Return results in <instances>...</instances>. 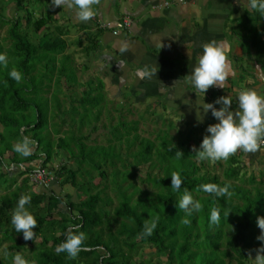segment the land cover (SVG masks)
Instances as JSON below:
<instances>
[{
  "label": "trees",
  "instance_id": "16d2710c",
  "mask_svg": "<svg viewBox=\"0 0 264 264\" xmlns=\"http://www.w3.org/2000/svg\"><path fill=\"white\" fill-rule=\"evenodd\" d=\"M39 4L35 10L34 6L23 5L22 0H16L19 12L9 17L0 1V54H5L8 59L7 68L0 65V159L4 160L10 152V163L18 168V172H9L8 168L0 170V181L4 179V190L0 191V228L4 230V238L10 241L5 250L11 257L19 252L25 259L35 260V264H145L135 261L144 244L164 253V264H247L249 251L261 245L256 239L260 234L256 219L264 216V179L257 181L255 176H246L242 151L224 161L221 178L220 174L207 169V161L196 158L192 147L198 148L204 135L187 123L188 130H178L177 136L165 131L156 140L146 142L138 132L140 123L134 120L133 130L128 135L120 128L114 131L116 139L113 131L100 123L105 114H113L105 101L103 83H99L97 89H90V92L84 91L78 101L72 100L73 105L78 103L84 110L78 111L73 106V116H70L71 110L65 109L59 91L64 85L71 91L81 88V84L77 73L67 79V65L59 69L58 75L55 69L51 70L50 65L57 67L59 63H69L72 57L66 54L68 44L57 24V9L51 7L50 0ZM5 27H8L7 36L2 39L1 31ZM254 28L255 25L253 44L264 65V40L260 34L255 37ZM88 41V44L79 43V46L90 57L97 51L98 42L96 37ZM13 67L22 74L19 83L8 75ZM48 75L51 78H47ZM4 81H7V86ZM92 87V84L89 85V88ZM52 89L55 92L49 98ZM62 109L65 110V117L71 118L70 121L67 117L59 118ZM31 112H35L34 117ZM90 114L94 118L87 123L86 117ZM78 115L82 116L81 121L76 119ZM56 117L61 123L55 122ZM119 120L122 121V118ZM99 123L102 125L100 130L109 132L106 144L95 140L90 142L92 134L100 131ZM63 125H68L69 130L62 135ZM118 127L123 128L120 124ZM174 127L175 124L170 123L169 129ZM44 128H52L55 136L49 132L53 139L43 135ZM86 128H91L90 132H85ZM133 132L135 136L132 140ZM24 136L36 142L34 148L37 151L27 157L13 150V145ZM110 149L112 151L107 152ZM57 150L68 154L66 161L55 171L57 186L61 189L70 183L76 189L77 200L70 194L62 196L53 190L32 192L38 184L31 182L30 174L38 167L46 169ZM123 150L127 151V165L121 160ZM177 151L183 156L178 157ZM129 158L134 159L133 163ZM38 159L41 164L32 166L31 163ZM71 160L76 167L69 164ZM217 162L215 165L222 168V161ZM145 164L159 171L141 179L151 185V191L140 190L135 182L138 175L136 168ZM109 169L116 176L111 182L113 191L120 198L113 215L106 208L113 201L107 193ZM172 170L179 172L183 180L179 192L171 188ZM93 172L96 174L93 175ZM121 175L123 177L119 179ZM78 176L85 179L79 182ZM206 183L221 186L229 183L233 195L229 199L199 190V186ZM185 188L203 205L199 213L187 217L190 220L188 225L181 222L185 213L177 206ZM22 194L31 196L26 208L37 220L38 225L33 229L35 240L25 241L23 233H17L11 225L13 210ZM136 194L138 197L134 200ZM61 205L68 211H62ZM213 206L220 209V223L210 227ZM226 211H231L228 217L225 216ZM150 217L158 218L157 227L151 236L141 238L144 222ZM70 225H78L87 237L83 245L86 250L75 259H69L67 253L57 254L55 251L65 240ZM28 249L32 252L31 258L24 254ZM0 264L12 262L0 261Z\"/></svg>",
  "mask_w": 264,
  "mask_h": 264
},
{
  "label": "crops",
  "instance_id": "0c3cea01",
  "mask_svg": "<svg viewBox=\"0 0 264 264\" xmlns=\"http://www.w3.org/2000/svg\"><path fill=\"white\" fill-rule=\"evenodd\" d=\"M93 8L95 16L88 22H81L76 8L56 7L57 24L61 27L63 38L70 43L68 49L73 42L80 47L79 43L86 45L91 37H96L98 49L95 53L103 58L105 64V74L98 78V83L105 84L103 92L109 101L116 100L118 104L120 99L118 102L125 105L128 112L135 113L136 105L142 111L149 110L146 114L161 116L171 112L206 135L208 125L218 121L209 110L203 122L199 123L198 104L213 103L221 96H230L233 101L231 108L235 110L241 89H255L264 96V65L258 58V49L252 38L255 25V37L260 34L264 40V16L259 13L257 18L258 11L250 8L249 0H100V4ZM127 16L134 19L130 30L114 35L113 30L102 31L99 28L103 23L113 27ZM213 39L222 41L229 49V76L224 88L213 86L203 94L186 83L185 76L196 66L197 57L203 51L202 45ZM122 48L126 50L122 52ZM146 65L159 69L156 76L142 78L140 70ZM104 79H109L106 83L110 81L111 88L104 83ZM90 82L73 93L68 86L61 87L59 98L64 106V99L69 98V105L65 106L67 111L79 105L72 104L73 95L78 101L77 96L82 98L84 91L97 89V85L89 88ZM54 92L55 89H52L48 97ZM109 108L113 114L117 113L111 104ZM242 161L247 177L255 176L257 181L264 179V146L256 153H243ZM40 164V159L31 163L35 167ZM1 167L8 168L9 172H18L17 166L5 159H0Z\"/></svg>",
  "mask_w": 264,
  "mask_h": 264
},
{
  "label": "clouds",
  "instance_id": "9594fccd",
  "mask_svg": "<svg viewBox=\"0 0 264 264\" xmlns=\"http://www.w3.org/2000/svg\"><path fill=\"white\" fill-rule=\"evenodd\" d=\"M100 0H51V7H67L69 9L76 8L77 16L81 22H88L95 16L93 6L99 5ZM251 9L258 11L264 16V0H249ZM202 53L197 57V64L191 73L186 75V83H190L196 92L205 94L210 87L224 88L228 79V51L229 49L222 41L215 39L202 45ZM122 48L121 51H125ZM0 65L7 68L8 59L5 54H0ZM159 69L155 66H144L141 69L142 78L151 79L156 76ZM9 77L17 83L22 81V74L15 67L9 73ZM7 86V81H4ZM238 107L232 110V99L230 96H221L213 103H202L197 105V121L203 122V117L211 111L212 116L218 123L208 125L206 135H204L199 148L192 147L196 158L199 161H227L230 156L235 155L238 151L243 153H256L262 150L264 146V96L259 94L255 89L244 88L239 90ZM215 105H220L217 108ZM202 109V112H201ZM35 141L30 137L24 136L16 144L13 150L21 156L27 157L32 154ZM176 155L183 156L180 151ZM171 188L174 192H179L182 185V178L179 172L173 171L170 174ZM231 185L225 183L223 186L216 183H206L199 186V190L213 194L216 197H228L233 195L230 191ZM31 196L22 194L18 200L17 206L14 208L11 216V225L17 233H23L25 241L35 240L36 232L33 231L37 227V220L33 214L26 208L30 204ZM178 209L185 213L181 222L185 225L190 224L187 217L194 213H199L203 205L199 200L194 199L191 191L184 189L183 194L177 201ZM231 211H226L225 216L228 217ZM158 218H149L144 222V230L140 237L151 236L157 227ZM220 209L213 206L209 217V226L219 225ZM257 227L260 234L256 237L261 242L259 248L249 251V258L253 264H264V216H258L256 219ZM87 239L86 234L79 230L78 225H70L65 234V240L60 243L55 251L57 254L67 253L69 259H75L78 254L86 250L83 245ZM255 252V258H252V252ZM4 255L9 253L4 251ZM12 264H35V260L29 261L25 259L19 252L15 253Z\"/></svg>",
  "mask_w": 264,
  "mask_h": 264
},
{
  "label": "rangeland",
  "instance_id": "374dc122",
  "mask_svg": "<svg viewBox=\"0 0 264 264\" xmlns=\"http://www.w3.org/2000/svg\"><path fill=\"white\" fill-rule=\"evenodd\" d=\"M0 1H1L2 5L4 6L5 13L7 16L12 17L15 14L17 15V13L19 11H18V7L16 5V0H0ZM47 1L48 0H38V2H37V0H22V4L23 5H30V7L34 6V8H36L35 10H37L38 6L40 5L39 4L40 2L46 3ZM57 21H59L58 17H57ZM7 28L8 27H5L1 31V38L2 39L7 36V32H6ZM33 41L36 42L37 38H33ZM81 42H82V40H81ZM76 43L77 42L71 43L72 45H70L71 47L67 50V53H66L72 57L71 62L66 63V64H62V65L59 63L58 65H56L57 67H55V65L52 64V65H50L51 70H52V68L55 69V73H57V75H58L59 69H64L65 66L67 65V67L69 69V72L66 75L67 79H68V77H70V79H71V77H73L74 74L77 73V76H78L80 82H82L81 86H85L86 85L85 83H87L89 81H91L90 83L93 86H95V85L98 86V84H99L98 78L100 79V77L105 74V68H104L105 64L103 62V58L98 53H93L90 57H88L87 54L84 51H82V49L80 47H78V44L76 45ZM83 43H85V41ZM67 44L69 45L70 43H68V41H67ZM46 64L47 63L45 62V65ZM85 66H90V68L88 70L84 69ZM46 77L51 78V75H48ZM106 80H109V79H106ZM106 80L104 79V83H106ZM91 84H89V85L91 86ZM106 84H108V86L110 85V88H111L112 83L110 81H108V83H106ZM76 90H81V89L79 87H77L76 89H72L70 92L73 93ZM106 90L110 91L109 88H107ZM70 92L68 93L69 97L72 96V94ZM108 94H109V92H108ZM39 97L43 98V96H40V95H39ZM75 97H76V95H73L71 97V100H76ZM77 97L79 99L80 96H77ZM104 97H105V101L108 100V96H106L104 94ZM64 100L66 102L65 106H68L69 105V102H68L69 98L67 97ZM118 101H120V99ZM118 101H117L118 104H116V100H112V101L108 100L107 102H108V105H110V104L112 105V108L114 110H116L117 112L119 111L118 112L119 114H112L110 116L105 114L102 117V121L100 122V123H103L106 127H108V129H110V131L111 130L113 131V135H114L113 137L116 139H117V137H116L117 133L114 134V131H117L118 128H120L121 130L123 129V131L126 130L127 135H128L129 131L133 130V127L135 124L134 120L138 121L140 123L138 132L142 138H145L146 142H147V140H156L157 137L160 134L161 135L164 134L165 131L170 133L173 136H177L178 130H185V131L188 130V126L181 120V117H179L176 114H173L171 112L164 113L161 116H157L155 113L146 114L145 112H149V110L142 111L141 107H139V105H136L138 107L135 108V113H133V111L131 109H130V111H132V112H128V109L126 108V106L125 105L122 106L121 103H119ZM134 107H135V105H134ZM76 109L78 111H83L84 107H81L80 104L79 105L76 104ZM88 109H89V107H88ZM142 109H144V108H142ZM70 110H71V113L69 115L73 116V111H72L73 109H70ZM89 110H91V108ZM120 110H123V111H120ZM160 110L162 112V108ZM159 111H157V113ZM34 113L35 112H31L32 117H34ZM55 113H57V111L53 112L52 114L54 115ZM64 113H65V110H63V112L59 116V118L60 119L65 118L66 119V117H67V120L70 121L71 118L69 116L65 117ZM74 114H76V112ZM59 118L56 117V119H55L56 123H60L61 120ZM80 118H82V116L80 117L78 115V117L76 119L81 121ZM93 118H94L93 115H91V114L88 115V117H86V122L88 123ZM120 118H122V121L119 120ZM172 122H173V124H175V127L169 129V125ZM100 123H99V130L101 129L100 126H102V125H100ZM119 124L121 126H123V128L118 127ZM0 129H2V126H0ZM61 130H62V135H63L69 130V126L68 125L62 126ZM90 130H91V128L90 129H88V128L84 129L85 132H90ZM49 131H51L52 136L54 137L55 132H53V130H51L50 128H44L42 130L43 135H45L46 138H48V139L50 137L52 138L51 133ZM91 133H93V132H91ZM92 135H91L92 140L90 142H94V140H95V141H97V143L106 144L109 132L100 130L99 133H93ZM134 136H135V134L133 132L132 137H131L132 140L134 139ZM44 143H46V142H44ZM134 149H137V147H135ZM35 151H37V150L35 148H33L32 152H35ZM111 151H112L111 149L107 150V152H111ZM7 154L8 155L5 157V160H6V162H10L9 156H11L10 154H12V153L8 152ZM126 154H127V151L123 150L121 160H122L123 164L127 165L128 164V161H127L128 157L126 156ZM54 155L55 156L53 157V161L46 168L48 170V172L50 173V176H51L49 178V180L46 181L47 184L46 185L38 184L37 186H35L32 189V192L41 193V192H47V191L50 192L51 190H53L59 195L62 194V196H65L66 194H70L74 198V200H77L76 192H75L76 189L70 183L64 185L61 189L57 185H55L57 183H54V182H57V177H56L55 171L58 170L59 167L62 165V163H64L66 161V159L68 158V154H66L63 151L57 150L54 153ZM129 159H131L130 162L132 161V163H133L134 159L133 158H129ZM217 163L207 161V166H208L207 169L212 170L214 173L220 174L221 178H223V176H222L223 172L222 171L225 169V164H224L225 162L224 161L221 162L223 164L222 168L220 167V165H215ZM69 164L76 167L75 162L72 160L69 161ZM175 165H176V163H175ZM176 167L178 168V165ZM3 169H5V168L4 167L0 168V170H3ZM136 171L138 172L137 173L138 175L135 178V182L139 186L140 190H150V191L153 190L150 184L143 182L141 179H145L149 173H151V175L159 173L158 169H152L150 167V164H145V165H141V166L137 167ZM173 171H175V170H172V172ZM124 172H126V170ZM112 173H113L112 169H109L108 173H107V174H109V178H108V182L106 181V183L109 186L107 193L109 194V196L112 198L113 201H112V204H110V206H107L106 208L113 215L114 209L119 205L120 198L117 196V193L113 191V184L111 181H112V179H115L116 176H115V174L113 175ZM94 174H96V173L93 172V175ZM121 177H123V176L122 175L119 176V179H121ZM84 179L85 178L78 176L79 182H82ZM3 185H4V179H2V181H0V188L3 187L2 190H0L1 192H3V190H4ZM137 197H138V195L136 194L133 199L135 200ZM60 208L62 209V211H65V212L68 211L64 205H61ZM59 216H58V214L56 215V217H58V218H59ZM114 228H117V225H114ZM3 232H4V230H2L0 228V261H2L4 263H9V262H12L13 257H11L10 255L5 256L4 251L10 245V241H7L4 238ZM143 246H144V248L141 249L139 254L135 257V261L137 263L145 262V264H164L166 262V257L164 255V253L158 252L155 247H150V246H147L144 244H143ZM24 254H25V256L30 257V258L32 256V252L29 249L27 251H25ZM252 258L253 259L255 258L254 253L252 254ZM247 264H253L251 258L248 259Z\"/></svg>",
  "mask_w": 264,
  "mask_h": 264
},
{
  "label": "built area",
  "instance_id": "2783aa9c",
  "mask_svg": "<svg viewBox=\"0 0 264 264\" xmlns=\"http://www.w3.org/2000/svg\"><path fill=\"white\" fill-rule=\"evenodd\" d=\"M168 6V4H166ZM134 24V19L130 16L124 17L117 22L115 26L110 24H101L99 28L101 30H113L114 35H118L119 32L130 30ZM50 173L47 169L38 167L36 171L30 174L31 182L34 184H47V180L50 178Z\"/></svg>",
  "mask_w": 264,
  "mask_h": 264
}]
</instances>
